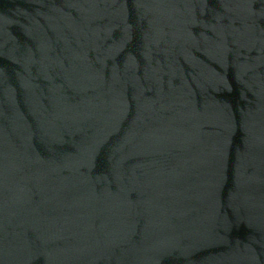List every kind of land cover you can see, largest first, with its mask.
Segmentation results:
<instances>
[{"label":"water","instance_id":"1","mask_svg":"<svg viewBox=\"0 0 264 264\" xmlns=\"http://www.w3.org/2000/svg\"><path fill=\"white\" fill-rule=\"evenodd\" d=\"M0 264H264V0H0Z\"/></svg>","mask_w":264,"mask_h":264}]
</instances>
